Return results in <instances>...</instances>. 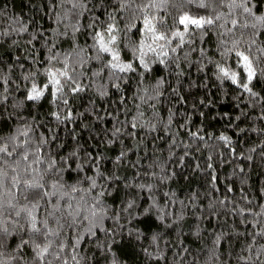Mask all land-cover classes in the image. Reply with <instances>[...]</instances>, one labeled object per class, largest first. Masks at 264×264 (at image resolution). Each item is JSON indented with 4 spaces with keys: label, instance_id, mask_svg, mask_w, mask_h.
<instances>
[{
    "label": "trees",
    "instance_id": "trees-1",
    "mask_svg": "<svg viewBox=\"0 0 264 264\" xmlns=\"http://www.w3.org/2000/svg\"><path fill=\"white\" fill-rule=\"evenodd\" d=\"M80 4L72 9L66 0H0V77L10 78V95L0 88V93L9 95L0 116V133L8 135L19 124L12 105L23 101L30 83L23 76L36 73L38 82H46V69L62 71L67 66L84 91L73 93L69 81L64 88L68 105H54L46 96L18 111L33 125L34 141L41 134L50 140L46 147L52 154L67 155L78 144L82 155H98L100 171L112 177L97 180L108 189L104 201L109 211L103 230L90 240L85 236L81 243L80 264H113L114 258L119 264H245L241 257L249 258L247 264H264L260 249L264 238L256 237L252 250H247L251 233L260 230V226L253 230L251 224L264 217L248 216L245 225V218L233 211H264V78L253 82L258 93L253 98L230 81L217 79L216 68L221 64L241 72L238 58L228 49L239 41L236 47L245 51L250 34L257 32L252 53L260 56L257 48H264V30L229 32L231 24L225 19L232 17L223 8L225 18L207 36H196L193 43L187 42L193 37L186 36L175 53L171 47L179 41L173 40L167 48L169 57H160L164 64L149 56L152 71L143 76L142 69L118 73L122 78L116 80L110 69L95 75L101 62L95 59L93 29L88 25L96 17L107 21L111 12L123 28L131 22L129 13L115 11L119 0H80ZM258 7L264 12V3ZM188 10L196 11L191 6ZM153 12L172 25L180 10L169 3ZM121 37L128 45L122 53L127 60L129 39L137 35L133 31ZM260 68L264 59L258 72ZM54 111L62 120L70 111L72 119L61 123L52 116ZM117 128L120 132L114 135ZM121 151L127 155L117 164ZM142 184H151V191L141 189ZM129 202L134 206L125 212ZM75 236L68 230L65 243ZM19 238V233L9 237L8 252ZM26 251L30 257V249Z\"/></svg>",
    "mask_w": 264,
    "mask_h": 264
},
{
    "label": "snow or ice",
    "instance_id": "snow-or-ice-1",
    "mask_svg": "<svg viewBox=\"0 0 264 264\" xmlns=\"http://www.w3.org/2000/svg\"><path fill=\"white\" fill-rule=\"evenodd\" d=\"M66 2L71 4L72 9L81 7L80 0ZM169 3L180 10L172 25L166 22L164 16L153 12L154 9L160 10ZM261 3H264V0H119L115 11L126 10L130 23L121 28L116 15L110 12L107 21L96 17L88 25L93 29L94 43L91 47L97 53L95 59L101 62V68L95 75H101L105 69H110L111 75L120 80L122 77L118 73H137L142 69L139 75L143 76L144 73L152 71L149 56H155L160 64H164L165 59L160 57H169L167 48L173 40L179 41L175 47H171V52L175 53L177 48L186 42V36L193 37L188 43H193L196 36H207L213 26L225 18V13L221 11L223 8H227V16L232 17L230 21L225 19V23L231 24L229 32L239 28L264 30V12L258 7ZM189 6L196 11L188 10ZM79 30V27H74V31ZM133 31L137 39H129L131 57L125 60L122 59V53L128 45L124 44L121 33L127 38L128 33ZM258 34H250L249 45L245 51L236 47L239 41L234 43L232 49H228L238 58L236 65L242 69L241 72L216 64L217 79L230 81L236 88L253 98L258 97L253 82L264 78V68L257 71L261 59H264V48H257L260 56L252 53V47L257 43L255 36ZM246 52L250 54H245ZM45 76L46 82H38L36 73L23 76V79L30 83L26 86L23 101L12 105L13 109L17 110L16 118L19 124L12 128L8 135L0 133V264H69L70 260L74 264H80L83 259L78 258L81 243L85 236L90 240L96 236L97 230H103L102 225L109 211V206L104 201V197L109 194L108 189L98 184L97 180L99 178L110 181L112 177H106L100 171L101 158L91 152L82 155L78 144L67 155L52 154L46 147L50 140L41 134L38 140L34 141L33 125L18 111L25 103L37 104L46 96L54 105H68L64 88L69 81L72 83L73 93L85 90L77 83L76 77L69 75L67 66L62 71L46 69ZM9 82V77H0L3 93H9ZM162 83V80L158 81L157 87ZM114 87L119 88V84ZM3 93H0V116L3 115L4 102L9 100L10 95ZM52 116L61 123L72 119L70 111L63 120L58 111L52 112ZM3 123L6 124L7 119ZM132 127L137 125L133 123ZM152 127L154 130L155 125ZM119 132L120 129L117 128L114 135ZM55 139L53 135L51 140ZM221 139L228 140L224 136H221ZM109 143L113 141L110 140ZM126 155V151H121L116 163L119 164ZM115 179L119 180L120 177ZM139 187L148 191L152 189L151 184H142ZM133 206L134 202H129L123 210L127 212ZM148 211L150 209L145 210L146 213ZM233 211L245 218V225L249 224L248 216L253 219L264 217V211L254 212L244 208ZM257 226H260V230L251 233L252 242L247 246L248 251L252 250L256 237L264 238V221L256 219V222L251 224L253 230ZM78 229L83 232L77 231ZM68 230L76 232V236L71 243L66 244L65 234ZM15 233H19L20 238L10 253L7 251L9 237ZM155 239L154 236L153 240ZM219 239L217 236V240ZM97 246L100 247L99 244ZM26 249H30V257ZM260 249L264 251V244L260 245ZM241 259L247 264L249 258ZM256 260H260L259 252L256 254ZM113 264L119 262L114 258Z\"/></svg>",
    "mask_w": 264,
    "mask_h": 264
}]
</instances>
